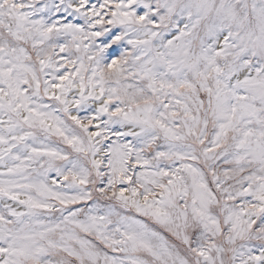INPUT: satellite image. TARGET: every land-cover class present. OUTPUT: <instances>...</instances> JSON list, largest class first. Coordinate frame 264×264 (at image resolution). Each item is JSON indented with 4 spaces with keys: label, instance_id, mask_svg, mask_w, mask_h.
<instances>
[{
    "label": "snow or ice",
    "instance_id": "6c2138e0",
    "mask_svg": "<svg viewBox=\"0 0 264 264\" xmlns=\"http://www.w3.org/2000/svg\"><path fill=\"white\" fill-rule=\"evenodd\" d=\"M0 264H264V0H0Z\"/></svg>",
    "mask_w": 264,
    "mask_h": 264
}]
</instances>
